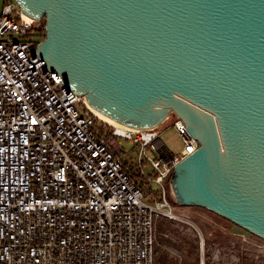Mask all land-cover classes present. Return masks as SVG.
<instances>
[{
  "label": "water",
  "instance_id": "95a60500",
  "mask_svg": "<svg viewBox=\"0 0 264 264\" xmlns=\"http://www.w3.org/2000/svg\"><path fill=\"white\" fill-rule=\"evenodd\" d=\"M67 91L133 129L170 113L199 147L176 202L264 240V0H14Z\"/></svg>",
  "mask_w": 264,
  "mask_h": 264
},
{
  "label": "built area",
  "instance_id": "2783aa9c",
  "mask_svg": "<svg viewBox=\"0 0 264 264\" xmlns=\"http://www.w3.org/2000/svg\"><path fill=\"white\" fill-rule=\"evenodd\" d=\"M36 24L13 1L0 7V264H155L156 221L177 217L172 170L199 143L176 117L184 145L164 161L156 129L107 127L45 68L29 37ZM117 138L135 161L120 158ZM229 230L249 264H264V240ZM199 247L205 264L203 235Z\"/></svg>",
  "mask_w": 264,
  "mask_h": 264
},
{
  "label": "rangeland",
  "instance_id": "374dc122",
  "mask_svg": "<svg viewBox=\"0 0 264 264\" xmlns=\"http://www.w3.org/2000/svg\"><path fill=\"white\" fill-rule=\"evenodd\" d=\"M3 3L4 0H0V7ZM176 117L174 113H170L166 120L155 128L166 146L164 161L179 153L184 145L183 138L177 135L172 127ZM105 124L109 128L114 127ZM116 141L118 149H121L120 158L124 162L135 161V147L123 138H117ZM149 156L155 158L158 153L150 151ZM144 168L147 173L153 175L149 165L145 164ZM170 194L177 217L175 219L160 215L156 221L155 264H199L200 235H203L205 240V264H249V253L243 251L241 244L232 240L227 232L229 229L239 231V227L204 208L181 206L176 202L172 191ZM217 249H221L222 253L218 259H214L213 255ZM178 253L180 257L176 255Z\"/></svg>",
  "mask_w": 264,
  "mask_h": 264
},
{
  "label": "trees",
  "instance_id": "16d2710c",
  "mask_svg": "<svg viewBox=\"0 0 264 264\" xmlns=\"http://www.w3.org/2000/svg\"><path fill=\"white\" fill-rule=\"evenodd\" d=\"M8 1L14 2V0H4V3L8 2ZM29 37L35 38L36 42H38V43L45 38V23H44V21L38 22L36 24V26L33 28L32 32L29 34ZM126 165H127V163H126ZM153 173H154V175H157V173H155V172H153ZM149 186H150V184H149Z\"/></svg>",
  "mask_w": 264,
  "mask_h": 264
},
{
  "label": "bare ground",
  "instance_id": "6f19581e",
  "mask_svg": "<svg viewBox=\"0 0 264 264\" xmlns=\"http://www.w3.org/2000/svg\"><path fill=\"white\" fill-rule=\"evenodd\" d=\"M28 17V16H27ZM30 18V17H29ZM90 109L92 110V112L97 116V118H99L100 120H102L103 122L111 125V126H114L115 128H127V129H132L126 125H123L119 122H116L114 120H112L111 118L99 113L98 111L94 110L93 108L90 107ZM186 141L187 143L190 145L191 142L188 140V138H186Z\"/></svg>",
  "mask_w": 264,
  "mask_h": 264
}]
</instances>
